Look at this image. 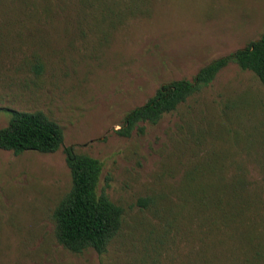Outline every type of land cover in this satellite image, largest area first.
<instances>
[{"label":"rangeland","instance_id":"374dc122","mask_svg":"<svg viewBox=\"0 0 264 264\" xmlns=\"http://www.w3.org/2000/svg\"><path fill=\"white\" fill-rule=\"evenodd\" d=\"M263 36L264 0H0V130L12 112H42L65 133L54 154L0 150V264H264L253 72L232 62L158 124L118 134L163 85ZM68 147L100 162L97 195L124 209L103 254L55 235Z\"/></svg>","mask_w":264,"mask_h":264},{"label":"trees","instance_id":"16d2710c","mask_svg":"<svg viewBox=\"0 0 264 264\" xmlns=\"http://www.w3.org/2000/svg\"><path fill=\"white\" fill-rule=\"evenodd\" d=\"M232 62L243 71L253 72L264 86V36L234 54L204 67L192 82L180 80L163 85L146 104L126 116L118 134L131 137L142 122L158 124L166 114L176 111L213 83ZM12 113L9 126L0 130V150L13 152L15 155L28 151L54 154L63 147V128L47 115L42 112ZM65 154L71 171L72 188L61 200L54 214L56 238L75 254H82L89 249L103 254L122 229L124 209L114 204L106 195H97L101 174V164L97 159L79 154L73 147L66 148ZM235 181L233 184L237 190L246 181V177L240 176ZM237 191L241 200L243 190ZM235 195L238 194L235 192Z\"/></svg>","mask_w":264,"mask_h":264}]
</instances>
